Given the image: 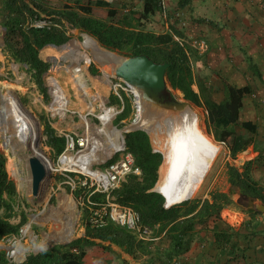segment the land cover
Returning <instances> with one entry per match:
<instances>
[{"label": "rangeland", "instance_id": "obj_1", "mask_svg": "<svg viewBox=\"0 0 264 264\" xmlns=\"http://www.w3.org/2000/svg\"><path fill=\"white\" fill-rule=\"evenodd\" d=\"M4 1L0 0V104L2 103V97L4 95H10L17 99L16 101L19 103L21 109L36 126L38 133L36 137L37 148L42 151L44 156L50 158H54L55 153L45 142L46 136L43 134L44 123L47 122L57 135H62L68 131L85 132L87 129L83 118L86 117L88 133L95 141L99 142V145L101 144L100 148H103L99 152L98 160L95 163L107 159L109 149H106V141L110 129L108 128V131L105 130V132H99V129L103 127L100 119L103 113L99 109V104L101 100H108L112 91L108 83L103 79V66L93 59L90 50H85L84 47L80 46L84 42V34L86 33L81 32L79 28H75L73 24L65 21L64 28L66 29L68 40L58 46L46 45L39 51L41 59L49 64L48 70L43 77V85L46 88L45 94L39 88L29 67L26 64L15 61L5 47V30L3 24L8 19L9 13L4 6ZM37 2L61 12L66 11V9L79 11V7H87L95 17L103 20H108L107 12L112 10L114 11V15L110 19L112 23H129L136 30L140 29L154 35L171 33L175 43L187 51L192 72V89L198 94L199 103L196 105L184 100L182 93L177 89H172L169 84L167 85V89L176 99L189 105L198 114L207 134L212 136L214 140H216L215 137H219L221 131L224 129L235 130L238 134L234 150H230L224 142L216 140L223 149L214 162L204 184L190 201L193 199H209L212 201V194L227 193L230 187L228 179L230 167H235L239 171H243L246 168L250 175V172L254 169V164L251 161H247L251 153L250 147L248 146L253 137L248 133H241L239 122L232 123L228 115L225 117L220 114V105L227 96L226 83L234 86L247 84V87L250 88L249 92L255 94L256 91L254 89L256 90V88L250 84L252 78L251 73L255 74L259 81L263 83L264 80L260 78L262 76L260 73L262 69L251 64L247 71L250 74L246 75L247 72H242L241 79L225 77V69L235 68L237 64L235 65L232 60L228 62L230 58H220V50L218 48L213 49L214 53L212 52L213 54L210 56V59H213L212 65H214L211 68V65L209 66L207 64L210 48L206 50L210 34H208L207 28L204 26V22H208V19L201 17L194 18L192 14L188 16L186 14L188 12L185 11L186 1H180L179 3L163 8L161 5L160 9L144 20L138 18L143 0H37ZM259 7L264 12V6L260 5ZM262 18H264V14ZM39 22L44 23L43 21ZM211 23L213 31H211V34H216L215 38L219 39L218 37L221 35L220 31H222V28L214 22ZM262 31L264 34V21ZM75 41L78 44V51L80 50V52H84L87 55L86 58L84 57L85 59L82 58L78 62L75 61L76 54L70 51L72 47L70 44ZM66 45H69L70 48H64ZM99 45L104 50L114 53L117 57H126L129 54V50L127 49L120 52L118 50H108L100 43ZM158 46L162 50H167L171 47V44ZM244 61L249 63L248 59ZM232 63L234 66H232ZM77 74L81 75L82 78L79 79ZM212 75H215V79L208 80ZM50 77L56 79L69 101L63 114L49 107L53 99L51 93L52 86L49 81ZM122 98L123 102L121 103L120 101L117 103L121 106L122 110L116 118L112 119L113 126H116L118 129L129 125L133 117V109L129 97L123 95ZM109 104H116V102H109ZM210 115H213V117ZM40 116L44 118V121L40 120ZM2 120H0V150L6 158V162L8 157H16L17 162L15 166L16 176L13 172L12 165L6 167L9 180L15 187V194L9 198L14 210V216L10 221L12 224L18 225L19 228L29 224L30 229L34 233L32 239L24 241L26 258L30 255L50 250L53 247L67 245L71 241L83 237L85 233L84 210L87 202L84 200V194L79 190L80 188L76 186L75 189H72L58 174H46V179L42 183L40 190L37 194H33L32 176L28 163L30 152L17 150L11 143L9 145L5 143L4 130L8 123ZM262 132L264 134V128H262ZM125 134L123 133L124 139ZM149 140L151 145L156 147L151 135H149ZM243 149L244 151L241 152ZM18 176L22 179L30 178V186H21L23 181L21 180L19 182ZM251 179L253 178L251 177ZM67 196H70L73 200L74 207L68 209L70 203L66 202L63 210L60 209L61 211H59L60 201L64 200L63 197ZM230 198L232 202L223 205L219 216L209 218L205 224L206 227L200 230L214 231L213 226H216L218 230H222L228 235H231L236 230H239L243 224L247 227L250 226V222H246L249 220L242 213L253 212V206H251L252 201L243 198V204L240 205L238 203V194H232ZM253 202L261 205L264 204V193L263 199L259 197ZM88 210L91 211L92 207L90 206ZM253 210L258 211L255 207ZM56 211L63 212V216H67L68 219H62L63 222L60 223L54 221L52 215ZM91 214L90 212L88 216ZM93 215L95 216V214ZM22 219H24V222L19 225ZM56 229L63 230L65 233L72 229L71 237L68 240L65 238H57L55 235ZM102 245H107V243L96 245L80 244L81 247L91 249L92 252H94V249H97L98 252H108L110 248L102 247ZM158 246H160L159 241H144L141 249L139 248L134 254L132 261L142 264L141 261L144 259V254H149L151 249ZM0 250L3 252L1 240ZM62 250L64 249L61 248Z\"/></svg>", "mask_w": 264, "mask_h": 264}, {"label": "trees", "instance_id": "obj_2", "mask_svg": "<svg viewBox=\"0 0 264 264\" xmlns=\"http://www.w3.org/2000/svg\"><path fill=\"white\" fill-rule=\"evenodd\" d=\"M4 6L9 13L4 22V43L12 58L26 64L31 70L39 88L45 93L43 77L49 64L39 56V51L46 45H62L68 40L64 22L73 24L108 50H129L127 56L144 54L155 62H168L166 78L172 89L179 90L184 100L193 104L199 103L198 94L192 89V72L188 61V54L179 44L173 40L171 33L154 35L140 29L132 28L129 23H112L110 19L114 11L107 12L108 20L95 17L87 7H79V11L66 9L55 11L48 6L38 3L37 0H5ZM161 7V0H143L139 19H147ZM39 21H43L41 23ZM171 44L167 50H162L158 45ZM227 90L226 99L220 105V114L229 116L234 123L238 117V111L242 106V97L247 86L234 87L225 84ZM46 94V93H45ZM113 100V101H111ZM117 98L111 94L109 102L114 103ZM213 117V115H210ZM44 121L42 116L39 117ZM244 127L247 124H243ZM43 134L46 136V144L54 150L55 156L59 155L65 145L63 136L57 135L54 129L44 123ZM216 140L224 142L230 150H234L237 142L236 133L231 129L221 131ZM125 144L132 153L135 164L142 170V179L135 175H129L121 182L120 186L110 192V196L123 206H130L136 211L142 223L148 226H158L160 232L173 242L174 250L178 254L187 251L192 242L191 235L206 227L209 218L219 216L224 204L232 202L230 196L238 194V203L243 204V198L254 201L263 199V191L256 181L251 179L245 168L239 171L235 167L229 168L230 187L227 193L212 194L209 199H193L182 202L179 205L164 207V198L158 192L152 191L157 179L163 157L160 152H153L149 136L143 130H135L125 134ZM84 194L86 207L84 210L83 237L77 238L67 245L53 247L50 250L30 255L21 264H84L85 245L104 244L102 247L112 246L123 249L126 253L134 255L144 244V240L138 239L129 233L125 227L105 222L97 224L88 214L100 209V203H105V194L93 192V188L80 187ZM15 194V187L9 180L6 170V158L0 150V240L11 233L18 231L19 226L11 223L14 216L13 205L9 201ZM92 207L89 211L88 208ZM257 212V211H255ZM24 219L20 221L21 225ZM215 240L219 243L229 241L228 234L213 226ZM61 248L64 250L61 251ZM0 264H4V254L0 250Z\"/></svg>", "mask_w": 264, "mask_h": 264}, {"label": "crops", "instance_id": "obj_3", "mask_svg": "<svg viewBox=\"0 0 264 264\" xmlns=\"http://www.w3.org/2000/svg\"><path fill=\"white\" fill-rule=\"evenodd\" d=\"M180 1L187 2L185 11L188 13H184L188 16L192 14L194 18L208 19V22H204V26L209 32L206 33L210 34L206 50L210 48L207 64L211 65V68L214 65L210 56L214 53L213 49L218 48L220 58H230L228 62L232 60L235 65L237 64L235 68L225 69V77L241 79L242 72H247L249 66L253 64L262 69L260 78L264 80V34L262 31L264 12L259 7L262 0H161V5L163 8ZM211 22L222 28L219 39L215 38L216 34H211L213 32ZM245 59H248L249 63H246ZM233 63L232 66H234ZM248 74L250 73L247 72L246 75ZM251 76L250 84L256 88L254 89L256 93L251 94L248 87L247 93L242 97V106L238 111L236 122H239L242 134L248 133L253 137L248 146L251 153L247 161L254 164L250 175L264 193V134L262 132L264 82H260L255 74L251 73ZM214 79L215 75H212L208 80ZM243 86L247 84L234 87ZM243 124L247 126L244 127ZM235 133L238 138L237 132ZM256 204L259 203L251 202L253 209ZM253 209L252 213H242L249 220L246 222H250V226L241 225L239 230L228 235V242L218 243L215 240L214 231L197 230L191 235L192 242L189 249L180 254L174 250L173 242L165 236V233L160 232L158 226H154L152 238L144 241H159L160 246L151 249L149 254H144L141 262L142 264H264V212L257 209L255 213ZM108 250V252H98L94 249L92 252L91 249H84L85 255L82 261L84 264H139L132 261L134 255L126 253L123 249L112 246Z\"/></svg>", "mask_w": 264, "mask_h": 264}, {"label": "bare ground", "instance_id": "obj_4", "mask_svg": "<svg viewBox=\"0 0 264 264\" xmlns=\"http://www.w3.org/2000/svg\"><path fill=\"white\" fill-rule=\"evenodd\" d=\"M84 35V42L80 46L84 47L85 50H90L93 59L103 66V79L109 85V77L112 73L110 70L116 65L118 58L114 53L101 48L96 39L88 36V34ZM71 45L72 47L70 48ZM77 45L75 41L70 46H64V48L69 47L70 51L76 54V62L87 57L84 52L78 51ZM78 78L80 79L82 76L78 75ZM49 81L52 86L51 93L53 97L49 107L63 114L69 101L56 79L50 77ZM137 95L140 104V119L137 123L117 129L112 126L113 114L105 113L100 116L103 127L99 129V132H105L109 128L111 132L109 131L108 134L112 135L111 143L107 145L106 149H109V154L117 149L120 143L121 132L133 128L144 129L151 135L156 145L155 150L163 155V161L159 168V179L153 190L163 195L167 207L190 200L204 184L206 177L223 148L212 136L207 134L203 122L189 105H183L179 109H170L157 104L148 105L143 102L140 90H138ZM16 100L10 95H4L0 104V120L3 119L8 123L4 130L5 143L7 145L11 143L17 150L29 151V157L35 156L45 165L44 155L36 146V137L38 135L36 126L26 116ZM87 134V149L75 160V165L78 168H86L93 174H98V170L93 168V164L98 160L99 152L103 148H100L101 144L99 145V142L95 141L88 132ZM186 164L188 165L187 170L184 172L183 177H179ZM9 165H12L16 176V157H8L6 167ZM18 179L20 180L19 182L23 181L21 186H30L31 184V180L28 177L22 179L18 176ZM63 198L64 200L60 201L59 204V211H61L60 209L63 210L66 202L70 203L68 209L74 207L70 196ZM59 211H56L52 215V219L60 223L63 222L62 219H68V217L63 216V212ZM26 228L28 229L29 226H26ZM71 230L65 233L63 230L56 229L55 235L59 239L65 238L68 240L71 237Z\"/></svg>", "mask_w": 264, "mask_h": 264}, {"label": "built area", "instance_id": "obj_5", "mask_svg": "<svg viewBox=\"0 0 264 264\" xmlns=\"http://www.w3.org/2000/svg\"><path fill=\"white\" fill-rule=\"evenodd\" d=\"M261 5L264 6V0ZM109 87L112 94L121 102L122 96H128L133 109L132 120L130 124H135L139 121L138 89L126 81L110 75ZM119 106L110 105L108 100H102L99 104V109L103 114H113L114 119L122 110ZM86 124L85 132L68 131L63 133L65 139V147L63 151L50 158H45V169L47 174L60 175L62 180L70 185L72 189L77 187L93 188V192L105 194V203H100V209L92 211V219L97 224L112 222L115 225L125 227L130 234L138 239L149 240L154 234V227L148 226L141 222L136 211L130 206L120 205L115 201V198L110 196V192L120 186L121 182L129 175H135L139 180L142 179V170L135 164V159L132 153L127 149L124 137L120 134L119 146L117 149L107 156V159L94 163L93 168L98 170V174H93L86 168H78L75 165V160L80 154L86 151L88 142V128L86 117L83 118ZM135 128L126 132L134 131ZM112 135L107 137L106 144L111 143ZM152 151L156 152L152 146ZM108 160V161H107ZM48 166V167H47ZM95 214V216L93 215ZM26 226H29L27 229ZM28 230L30 231L28 233ZM34 233L30 229V225L21 226L17 232L4 236L1 239L3 246L4 264H21L26 259V250L24 249V241L32 239ZM24 249V250H23Z\"/></svg>", "mask_w": 264, "mask_h": 264}, {"label": "water", "instance_id": "obj_6", "mask_svg": "<svg viewBox=\"0 0 264 264\" xmlns=\"http://www.w3.org/2000/svg\"><path fill=\"white\" fill-rule=\"evenodd\" d=\"M117 58L118 61L111 72L115 77L140 90L144 103L148 105L157 104L170 109H179L186 105V103L176 99L167 89L166 69L169 67L168 62H155L144 54ZM28 163L32 176V191L33 194H37L46 179V169L35 156H30ZM187 164L182 169L179 177H183L188 168ZM152 191H154L153 188ZM161 196L163 197L162 194ZM163 206L167 207L166 200H164ZM255 207L259 211L264 210V206L261 204H256Z\"/></svg>", "mask_w": 264, "mask_h": 264}, {"label": "clouds", "instance_id": "obj_7", "mask_svg": "<svg viewBox=\"0 0 264 264\" xmlns=\"http://www.w3.org/2000/svg\"><path fill=\"white\" fill-rule=\"evenodd\" d=\"M104 74V73H103ZM111 74H113V73H111ZM112 94V93H111ZM108 101H109V99H108ZM116 102V104H110V105H114V106H116V105H118L119 106V104H117V103H119L120 102V100H118L117 99V101H115ZM122 103V102H121ZM118 108H121V106H119ZM118 115V114H117ZM116 118V117H115ZM112 126H113V124H112ZM113 127H116V126H113ZM117 128V127H116ZM118 129V128H117ZM136 130H143L148 136H149V134H148V132L147 131H145L144 129H139V128H135ZM135 131V130H134ZM131 132V131H130ZM123 133H125V132H121V134L123 135ZM126 133H128V132H126ZM60 136H63V134L62 135H60ZM64 137V136H63ZM124 137V136H123ZM124 141H125V139H124ZM64 147H65V145H64ZM151 147H152V145H151ZM156 152H158L157 150H156ZM47 173V172H46ZM26 260V259H25Z\"/></svg>", "mask_w": 264, "mask_h": 264}]
</instances>
